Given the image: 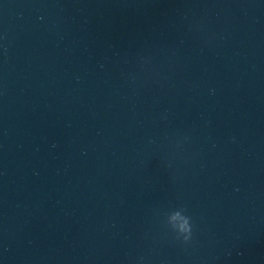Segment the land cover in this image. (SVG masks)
Instances as JSON below:
<instances>
[{
    "label": "water",
    "instance_id": "1",
    "mask_svg": "<svg viewBox=\"0 0 264 264\" xmlns=\"http://www.w3.org/2000/svg\"><path fill=\"white\" fill-rule=\"evenodd\" d=\"M0 264H264V0H0Z\"/></svg>",
    "mask_w": 264,
    "mask_h": 264
},
{
    "label": "clouds",
    "instance_id": "2",
    "mask_svg": "<svg viewBox=\"0 0 264 264\" xmlns=\"http://www.w3.org/2000/svg\"><path fill=\"white\" fill-rule=\"evenodd\" d=\"M175 237L184 243L191 241L193 237V224L190 216L186 217L184 226L175 232Z\"/></svg>",
    "mask_w": 264,
    "mask_h": 264
}]
</instances>
